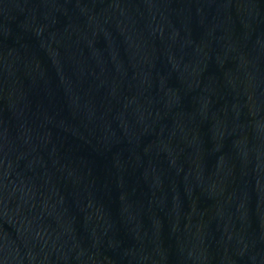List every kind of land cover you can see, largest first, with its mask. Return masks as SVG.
Instances as JSON below:
<instances>
[{
  "label": "water",
  "instance_id": "95a60500",
  "mask_svg": "<svg viewBox=\"0 0 264 264\" xmlns=\"http://www.w3.org/2000/svg\"><path fill=\"white\" fill-rule=\"evenodd\" d=\"M0 264H264V0H0Z\"/></svg>",
  "mask_w": 264,
  "mask_h": 264
}]
</instances>
